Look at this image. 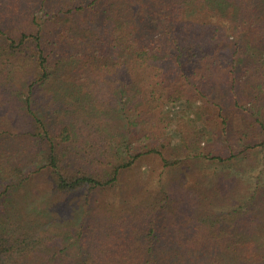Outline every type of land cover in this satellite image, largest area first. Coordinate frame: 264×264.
<instances>
[{
  "label": "trees",
  "instance_id": "16d2710c",
  "mask_svg": "<svg viewBox=\"0 0 264 264\" xmlns=\"http://www.w3.org/2000/svg\"><path fill=\"white\" fill-rule=\"evenodd\" d=\"M0 264H264V0H0Z\"/></svg>",
  "mask_w": 264,
  "mask_h": 264
},
{
  "label": "rangeland",
  "instance_id": "374dc122",
  "mask_svg": "<svg viewBox=\"0 0 264 264\" xmlns=\"http://www.w3.org/2000/svg\"><path fill=\"white\" fill-rule=\"evenodd\" d=\"M163 111L167 114L165 122L161 124L160 119L154 120L151 124H141V127H158L161 126L167 136H171V142L175 143L177 140V132L175 129L181 132L191 131L194 125L202 124L210 112V106L206 103H202L198 96H188L178 102L169 103L163 105ZM160 127V128H161ZM165 136V135H164ZM210 139L204 138V141ZM167 138L164 137L163 141L167 142ZM168 151V150H167ZM159 159L156 155L150 156L141 166V172L144 174L147 171H153L158 165Z\"/></svg>",
  "mask_w": 264,
  "mask_h": 264
}]
</instances>
